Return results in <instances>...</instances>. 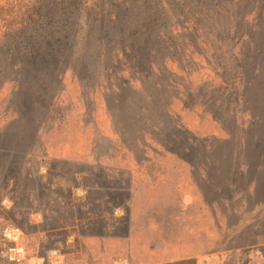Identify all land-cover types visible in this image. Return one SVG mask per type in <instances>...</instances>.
Listing matches in <instances>:
<instances>
[{"label": "rangeland", "instance_id": "rangeland-1", "mask_svg": "<svg viewBox=\"0 0 264 264\" xmlns=\"http://www.w3.org/2000/svg\"><path fill=\"white\" fill-rule=\"evenodd\" d=\"M263 61L264 0H0V264H264L220 203Z\"/></svg>", "mask_w": 264, "mask_h": 264}, {"label": "trees", "instance_id": "trees-1", "mask_svg": "<svg viewBox=\"0 0 264 264\" xmlns=\"http://www.w3.org/2000/svg\"><path fill=\"white\" fill-rule=\"evenodd\" d=\"M44 39L45 38H43V40ZM57 40L59 39L57 38ZM253 74L257 75L250 76L248 81L243 80L242 78L239 79L242 81L240 86L244 91V98L241 101L250 109V114H247L249 118L246 120L245 116H242V118L239 119L236 115L231 119L233 122L231 133L233 135H230L231 139L225 140L220 144H224L222 145L223 150L231 152L233 155L240 150V153L244 155L242 156L243 159L245 158V154L251 156L245 158L244 161H246V164L240 167V170L244 167L246 173H240H242L243 176H246L247 180L255 185L257 190L260 191L262 185H264V61L256 64V69ZM251 92H254L252 93L254 96L258 95L259 97H252ZM255 108L260 110H255ZM239 136L243 137L245 142L239 143L238 147H234L227 143ZM224 169L227 168L224 167ZM230 169H232V166ZM262 202H264V195L259 196L257 200V203ZM250 228H254L251 229V235L255 236L247 238L245 240L248 241L247 244L241 243L237 245L239 247L252 246L264 249V242H258L261 238L264 241V220L258 221ZM254 230L256 231L254 232Z\"/></svg>", "mask_w": 264, "mask_h": 264}, {"label": "crops", "instance_id": "crops-1", "mask_svg": "<svg viewBox=\"0 0 264 264\" xmlns=\"http://www.w3.org/2000/svg\"><path fill=\"white\" fill-rule=\"evenodd\" d=\"M244 160L242 161V163ZM246 163L243 164V166ZM244 171V172H243ZM242 173H246L244 167L241 169ZM264 185H262V189L257 190L255 185H253L250 181L247 180L246 184L244 186H241L240 191H237L234 193L235 190H233V193L226 194L220 199L221 206L224 208L223 213L226 215V217L235 215V214H241L239 217L242 216L241 222L245 221L247 223H254L258 221L264 220V202L257 203L258 197L264 195ZM226 191H228L227 188H225ZM239 200V203H238ZM252 205V211H257V216H260L257 220H250L245 217V214L247 208L249 205Z\"/></svg>", "mask_w": 264, "mask_h": 264}, {"label": "built area", "instance_id": "built-area-1", "mask_svg": "<svg viewBox=\"0 0 264 264\" xmlns=\"http://www.w3.org/2000/svg\"><path fill=\"white\" fill-rule=\"evenodd\" d=\"M9 236H10V234H9Z\"/></svg>", "mask_w": 264, "mask_h": 264}]
</instances>
